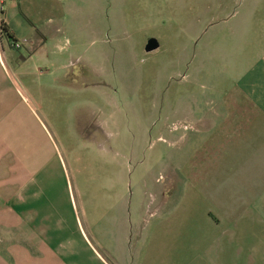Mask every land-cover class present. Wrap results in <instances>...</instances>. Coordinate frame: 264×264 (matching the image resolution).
<instances>
[{
    "label": "crops",
    "instance_id": "0c3cea01",
    "mask_svg": "<svg viewBox=\"0 0 264 264\" xmlns=\"http://www.w3.org/2000/svg\"><path fill=\"white\" fill-rule=\"evenodd\" d=\"M112 2L0 5V23L14 42L27 41L15 49L0 31V264H143L135 249L144 238L146 206L130 208L122 191L93 202L75 193L71 176L77 177L57 157L39 114L49 95L41 79L62 68L63 35L74 34L78 48L111 41ZM242 3L235 77L219 85L211 120L186 136L195 153L184 180L187 197L203 201L207 258L215 259L211 245L230 243L249 259L244 264H264V0ZM158 199L154 231H171L168 201Z\"/></svg>",
    "mask_w": 264,
    "mask_h": 264
},
{
    "label": "rangeland",
    "instance_id": "374dc122",
    "mask_svg": "<svg viewBox=\"0 0 264 264\" xmlns=\"http://www.w3.org/2000/svg\"><path fill=\"white\" fill-rule=\"evenodd\" d=\"M242 1L113 0L111 41L78 48L67 32L61 70L41 79L49 95L39 114L57 157L77 177L75 193L93 202L122 191L130 208L146 206L135 249L143 264L249 261L230 243L211 245L215 259L207 258L203 201L187 197L184 180L195 153L186 136L211 120L219 85L235 77ZM150 39L160 48L147 54ZM158 196L168 201L171 231H154Z\"/></svg>",
    "mask_w": 264,
    "mask_h": 264
},
{
    "label": "water",
    "instance_id": "95a60500",
    "mask_svg": "<svg viewBox=\"0 0 264 264\" xmlns=\"http://www.w3.org/2000/svg\"><path fill=\"white\" fill-rule=\"evenodd\" d=\"M160 48V44L156 39H150L146 46H145V52L147 54L157 51Z\"/></svg>",
    "mask_w": 264,
    "mask_h": 264
},
{
    "label": "trees",
    "instance_id": "16d2710c",
    "mask_svg": "<svg viewBox=\"0 0 264 264\" xmlns=\"http://www.w3.org/2000/svg\"><path fill=\"white\" fill-rule=\"evenodd\" d=\"M0 31L3 35L7 36L8 39L12 42V43H15L14 41V38L12 37V35L9 33V30L8 28H6V26L4 25L3 22L0 23Z\"/></svg>",
    "mask_w": 264,
    "mask_h": 264
},
{
    "label": "built area",
    "instance_id": "2783aa9c",
    "mask_svg": "<svg viewBox=\"0 0 264 264\" xmlns=\"http://www.w3.org/2000/svg\"><path fill=\"white\" fill-rule=\"evenodd\" d=\"M1 1V3H0V5H2L3 3H4V0H0ZM27 43V41H23L22 43H17V42H15L14 44H13V46H14V48L15 49H20L21 48V46L23 45V44H26Z\"/></svg>",
    "mask_w": 264,
    "mask_h": 264
}]
</instances>
